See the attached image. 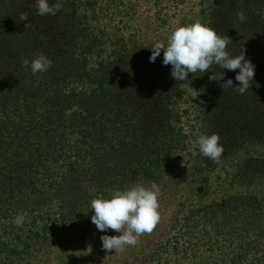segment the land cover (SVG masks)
I'll use <instances>...</instances> for the list:
<instances>
[{
  "label": "rangeland",
  "instance_id": "obj_1",
  "mask_svg": "<svg viewBox=\"0 0 264 264\" xmlns=\"http://www.w3.org/2000/svg\"><path fill=\"white\" fill-rule=\"evenodd\" d=\"M48 2L52 5L57 0ZM61 3V10L55 16L50 15L57 21L54 23L66 32L80 28L91 31L102 45L84 47V40L76 45V38L71 46L60 47L63 58H59V65L32 74L30 65L37 58L36 53L47 56L31 43L28 29L18 30L17 36L22 37L9 42H3L0 37V111L5 119L0 121L16 123L22 132L38 129L41 138L42 125L54 127L55 124L59 131L60 126L68 123L72 112L69 100L63 104L54 102L64 101V97H82L93 87L91 79L96 75L109 82L118 69H121L117 75L120 82L125 75H134L132 94L137 100L150 94L149 104L167 108L168 118L170 113L178 115V120L171 124L179 131L176 146L173 149L165 146V151L153 154L151 162L144 158L137 168L127 172V178L120 184L123 190L135 184L159 185L161 220L151 234L139 238L135 247L121 252L102 249V235L119 233L96 229L91 222L94 213L90 201L84 206L83 214L49 228L53 216L48 214L49 209L45 212L41 200H52L49 195L52 192L38 190V185L56 183L62 163L72 159L60 155L54 138L45 142L49 145L34 157L41 167L52 166L53 170L33 167V189H25L28 196L37 190L40 197L37 209L25 213V219H32L39 237L35 244L24 247L28 228L25 224L17 227L12 212L4 217L1 211L9 206L1 204L0 264H264V136L255 133L254 137L250 131L253 113H245L242 108H251L253 112L252 100L257 102L255 107L264 108V32L260 34L261 41L256 42L254 37L256 29L264 28V8L242 4V0H61ZM222 11L229 12L231 19L233 16L232 30L236 35L230 38L237 45L243 42L245 57L255 65V74L249 91L241 95L231 88L221 106L218 102L214 104L224 112L215 128L224 153L220 162L215 163L206 157L198 159L203 155L196 143L211 127L204 126L209 119L204 120L201 105L207 101L202 87L205 88V77L209 75L189 73L187 81H177L171 76V65L162 63L163 50L155 62H150L149 57L151 47L156 42L166 45L178 27L200 22L220 31L216 27L218 23L211 18ZM24 12L29 14L28 20L33 19L32 23L43 17L36 14L35 0H8L0 17L8 15L15 22ZM239 12L246 17L244 21L238 19ZM8 26L14 25L10 22ZM117 43L125 47H118ZM70 54L68 60H63ZM239 54L240 51L231 55ZM24 59L29 61L27 67L22 64ZM233 76L224 75L223 79ZM223 79L220 82L224 83ZM234 84L233 87L239 86L236 80ZM164 90L168 91V97ZM164 95L166 98L160 103ZM207 111L212 110L207 107ZM74 112L78 114V110ZM47 114L53 116L51 124L45 120ZM86 120L91 122L93 118ZM222 123L228 126L221 128ZM247 124L251 125L243 131L241 128ZM229 127L232 134L229 130L222 133ZM193 162L197 166L194 176L189 173ZM110 163L109 159L106 164ZM208 167L212 169L207 170ZM202 175L206 176L205 180L200 178ZM49 206L51 213H58L56 204Z\"/></svg>",
  "mask_w": 264,
  "mask_h": 264
},
{
  "label": "trees",
  "instance_id": "obj_2",
  "mask_svg": "<svg viewBox=\"0 0 264 264\" xmlns=\"http://www.w3.org/2000/svg\"><path fill=\"white\" fill-rule=\"evenodd\" d=\"M7 1L0 0V14L5 10ZM242 4H251L257 8L260 6L261 9L264 8V0H242ZM52 19H54L52 16L45 15L37 18L32 23L33 19L21 21L20 15L16 17L15 22L10 21L11 19L8 15L0 17V24L5 22L4 26H0V37H3V42L22 37V35L17 36L18 30H27L25 24L30 22L31 27L28 28V32L32 35L31 43L40 48V51L52 61V65H59V58L60 60L63 58L60 47L71 46L70 43H73L76 38V45L81 40H84V47L102 45L100 38H96L93 32L81 28L66 32L61 25H56L57 21ZM232 19L229 16V12L223 11L211 18L214 23H218L216 27L220 31L216 32L219 35L227 34L226 36L228 37L231 35L235 37L236 31L232 30L234 27ZM68 20L66 17V23ZM10 22L14 25L12 28L8 26ZM16 25L24 27L18 29ZM263 32L264 28L262 30L256 29L254 36L257 38L256 42L263 39L260 36ZM90 35L94 36V38ZM240 43V45H237L236 42L229 44L230 54L241 51L243 42ZM117 46L125 47L120 44ZM36 54L38 57V52ZM70 56L71 54L65 56L63 60H68ZM94 58L99 57L94 55ZM261 61H263V58ZM222 71L224 75H234L230 79L233 80V85H235L234 79L239 71L238 69L229 71L214 65L205 74L209 76L219 75ZM119 72H121V69L113 73L115 75H113L114 78H111L110 82L107 78H102V75H96V77L91 79L93 87L84 93L82 97L71 99L64 97V101L54 102V104H63L66 100H69L68 106H72V112L67 118L68 123L63 127L60 126L59 131L55 124L54 127L42 125L43 134L41 138H38L40 134L38 129L31 128L27 132H22L17 128L16 123L0 121V205L7 204L9 206L3 207L4 209L1 211L4 217L10 215L11 212L17 216L18 214L34 212L37 209L36 206L40 204V197L36 194L37 190L28 196L29 194L27 195L25 189H33V167L36 168L38 165L41 167V163L34 158L35 154L37 151H40L41 154L44 147L49 145V143L45 142L54 138L57 139V149L60 155L63 157L69 155L72 159L62 163L60 173L56 177L58 179L56 183H40L38 185V190L44 188L46 191L52 192V194H49L52 196V200H41L45 212L49 209L48 214L53 216L49 223V228L58 222L65 223L69 217L83 214L84 206L87 205L88 201L91 204V201L97 197L108 199L113 192L123 190V186H120V184L127 178V172H132L134 168H137L144 158L151 162L153 154L156 155L165 151V146H169L170 149H173L174 145L176 146L179 131L178 129H173L171 124L178 120V115L170 113L171 115L168 118L167 108L165 110L160 105L156 106V103L155 107L149 104L148 98L150 94L140 101L137 100L136 96L132 94V91H134V82L132 81L134 75L132 77L125 75L123 77L124 81L120 82V76L117 77ZM206 78V85L205 88L202 87V90L203 92L206 91L207 101L201 105L204 106L202 111L204 120L205 118L209 119L205 121L204 126L210 125L212 127H209L206 135H211L215 133L216 123L218 120H222L221 114L224 113L214 104L218 102L221 106L225 101L223 98H225L231 88L222 89L220 87L222 82L210 81L208 76ZM223 80L224 82L226 81L225 79ZM164 92L167 94L168 91L164 90ZM164 98H166L165 95L160 99V103L163 102ZM77 99L78 101L76 102ZM254 103L257 104L256 101ZM254 103L252 100L253 112L251 108H242L245 113L251 112V115L253 113V119L251 120L253 124L250 131L254 132V137L255 133L264 136V108L255 107L256 104ZM164 104L168 105V102ZM207 107L212 110L210 113L207 111ZM75 110H78L77 115L74 112ZM1 112L0 119L5 120ZM211 113H216V115L208 116ZM52 117L50 114L46 115L47 124H51L50 120ZM89 118H93V121L88 122L86 119ZM250 125L247 124L241 129L245 131ZM227 126L226 123H222L221 128ZM226 130H229L232 134V128L230 127L222 133H226ZM171 133L174 134L170 135ZM202 157L204 158V156H198V159ZM109 159L111 163L106 164ZM196 168L197 166L193 162L189 168V173L192 176L195 175ZM43 169L49 171L53 170V167H41V170ZM210 169L212 168L208 167L207 170ZM200 178L205 180L206 176L202 175ZM53 203L56 204L58 209L57 214L50 212L49 204ZM25 220H28V222H24L28 228V242L24 243V247H28L30 244L36 243L39 235L32 219L28 218Z\"/></svg>",
  "mask_w": 264,
  "mask_h": 264
},
{
  "label": "clouds",
  "instance_id": "obj_3",
  "mask_svg": "<svg viewBox=\"0 0 264 264\" xmlns=\"http://www.w3.org/2000/svg\"><path fill=\"white\" fill-rule=\"evenodd\" d=\"M36 14L40 16H55L62 8L61 0L50 5L48 0H35ZM29 14L21 13L20 20L27 21ZM238 19L244 21L246 17L242 12L237 13ZM31 27L30 22L25 28ZM232 43L230 37L219 35L214 29L200 22L176 28L168 37L167 44L156 42L149 57L150 62L163 50V65H171V76L177 81H187L188 74H203L209 72L213 66L229 71L239 70L235 80L239 86L233 87V80L228 79L220 85L222 89L232 88L243 95L252 86L255 65L245 57V49L240 54L232 56L228 49ZM22 64L27 67L29 61L24 59ZM52 65V61L40 54L31 61L32 74L43 73ZM224 77L222 71L219 75H210V81H221ZM199 151L207 159L219 163L224 153V147L218 134L200 135L196 141ZM160 187L152 183L150 187L135 184L125 190H117L106 199L97 197L91 201V222L101 232L113 230L119 235H102V249L106 252H121L127 247H135L139 238L144 234H151L161 220L159 213ZM25 214H18L14 223L17 227L23 226ZM211 230V226H209Z\"/></svg>",
  "mask_w": 264,
  "mask_h": 264
}]
</instances>
